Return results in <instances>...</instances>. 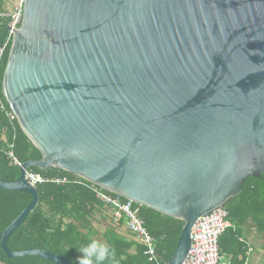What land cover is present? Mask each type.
I'll use <instances>...</instances> for the list:
<instances>
[{"label":"water","instance_id":"1","mask_svg":"<svg viewBox=\"0 0 264 264\" xmlns=\"http://www.w3.org/2000/svg\"><path fill=\"white\" fill-rule=\"evenodd\" d=\"M3 93L42 153L0 188L31 202L7 257L74 264L8 239L39 202L33 166L72 172L192 228L264 175V0H25Z\"/></svg>","mask_w":264,"mask_h":264},{"label":"trees","instance_id":"2","mask_svg":"<svg viewBox=\"0 0 264 264\" xmlns=\"http://www.w3.org/2000/svg\"><path fill=\"white\" fill-rule=\"evenodd\" d=\"M14 4L15 0H0V49L4 46L0 55V179L8 182L20 175L21 165L15 163L14 158L20 164L42 158L41 151L22 129L17 118H11L13 111L2 88L12 45L8 31L12 17L6 14L11 12ZM29 171L44 179L36 184L39 202L8 239V246L15 251L40 248L78 264L80 253L77 249L95 240L94 231L88 227L94 207L111 206L97 198L92 182L72 172L54 166H33ZM55 178H66L67 181L57 183L52 180ZM31 200L32 196L25 191L0 188V243L3 231ZM133 207L154 237L155 257L149 260L146 247L140 240L127 239L115 231H109L106 245L115 250V257L104 264H166L175 251L184 221L135 202ZM224 208L232 226L219 239L221 256H229L231 264H244L250 249V258L254 249L262 250L264 255V244L257 248L249 236L252 233L256 237L258 234L264 235V175L248 177L241 190ZM0 264L55 263L35 256L7 257L0 244Z\"/></svg>","mask_w":264,"mask_h":264},{"label":"built area","instance_id":"3","mask_svg":"<svg viewBox=\"0 0 264 264\" xmlns=\"http://www.w3.org/2000/svg\"><path fill=\"white\" fill-rule=\"evenodd\" d=\"M25 0H15V4L10 13L11 22L8 25L9 39H13L14 30L19 28L22 22V14L24 11ZM4 15V14H3ZM4 46L0 49V55L3 53ZM15 114H11V118H15ZM14 162L22 165L14 158ZM26 180L31 184L43 182V178L35 172L27 170ZM57 183L67 181L66 178L52 179ZM92 189L96 192L97 198L111 206L113 209V217L116 220H125L127 229L132 232L146 247V254L149 260L155 257L154 237L149 233L144 225L143 219L138 215L137 210L133 207V201L117 194H111L104 191L103 187L92 183ZM232 226L228 218V212L224 207L217 208L208 217L198 219L191 233L192 244L190 251L182 264H231L230 257L227 256V261H222V256L219 250V239L225 230ZM249 250V257L244 264H252Z\"/></svg>","mask_w":264,"mask_h":264},{"label":"crops","instance_id":"4","mask_svg":"<svg viewBox=\"0 0 264 264\" xmlns=\"http://www.w3.org/2000/svg\"><path fill=\"white\" fill-rule=\"evenodd\" d=\"M90 224L88 227L94 231L93 239L106 244L107 235L109 231H115L117 234L126 237L127 239H138L134 234L127 229L125 220H116L112 214V208L108 206H96L92 212V215L89 217ZM251 240L254 242V234L249 235ZM139 240V239H138ZM254 244H256L254 242ZM257 248L263 246V244L257 245ZM256 253L257 250H255ZM260 257H256V260ZM252 263V262H251ZM253 264V263H252Z\"/></svg>","mask_w":264,"mask_h":264},{"label":"clouds","instance_id":"5","mask_svg":"<svg viewBox=\"0 0 264 264\" xmlns=\"http://www.w3.org/2000/svg\"><path fill=\"white\" fill-rule=\"evenodd\" d=\"M80 255L78 264H104L105 261L115 257V250L97 240H92L77 249Z\"/></svg>","mask_w":264,"mask_h":264},{"label":"rangeland","instance_id":"6","mask_svg":"<svg viewBox=\"0 0 264 264\" xmlns=\"http://www.w3.org/2000/svg\"><path fill=\"white\" fill-rule=\"evenodd\" d=\"M253 239L257 245L264 244V235L258 234V236L257 237L255 236V238H253ZM254 250H257V252H259V253H256L255 251L252 252L251 262L253 264H264V255H263V253H261L262 250H258V249H254ZM258 256L260 257V259L256 260V257H258ZM222 261H227L226 255L222 256Z\"/></svg>","mask_w":264,"mask_h":264}]
</instances>
